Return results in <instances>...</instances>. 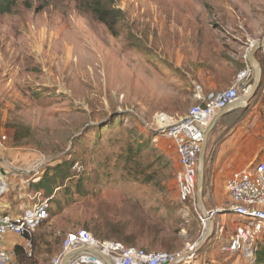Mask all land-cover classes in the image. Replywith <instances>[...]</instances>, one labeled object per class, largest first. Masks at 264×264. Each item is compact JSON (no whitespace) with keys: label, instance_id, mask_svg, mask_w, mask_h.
<instances>
[{"label":"rangeland","instance_id":"obj_1","mask_svg":"<svg viewBox=\"0 0 264 264\" xmlns=\"http://www.w3.org/2000/svg\"><path fill=\"white\" fill-rule=\"evenodd\" d=\"M29 3L0 15L1 199L10 191L26 207L50 204L33 256L20 252L23 264H50L68 233L97 237L91 223L99 214L132 222L131 231L139 215L150 229L159 226L152 247H136L190 251L207 229L199 208L178 197L175 146L144 123L158 113L179 119L200 104L206 95L195 77L207 56L220 58L225 47L233 59L237 49L244 57L264 39V0H109L110 24L87 12L84 0ZM68 154L77 158L71 178L52 193L38 190ZM208 159L206 151L203 201L214 209ZM230 206L214 220L220 239L211 236L190 264H246L222 251L240 224ZM15 258L9 264H19Z\"/></svg>","mask_w":264,"mask_h":264},{"label":"built area","instance_id":"obj_2","mask_svg":"<svg viewBox=\"0 0 264 264\" xmlns=\"http://www.w3.org/2000/svg\"><path fill=\"white\" fill-rule=\"evenodd\" d=\"M246 71L239 74L235 84L225 91L211 92L199 97L200 104L193 107L189 113L179 119H173L166 113H158L153 123L144 126L156 137L170 140L175 146L179 168L175 179L182 203L192 204L200 210V219L206 228L211 219L213 222L220 213L218 209H208V217L198 206L196 190L200 169V153L204 134L221 110L240 100L249 93L244 79ZM156 139V142H158ZM5 177L0 170V198L7 190ZM226 189L231 199L227 210L240 220L235 233L222 246L224 253L237 255L246 264H256V250L264 235V163L259 162L237 170L226 181ZM49 200H40L22 209V215L14 218L0 214V243L8 234L17 235L26 240L24 252L32 257V237L37 229L49 219ZM223 229L220 224L213 228L214 241L220 239ZM82 248L99 251L110 258L114 264H190L195 257L185 259L189 252L179 253L165 251H147L139 247L126 246L116 241H100L86 230L68 233L63 240L61 252L53 257L50 264H62L64 259ZM191 249V248H190ZM13 260L10 253L0 251V264H9ZM12 263V261H11ZM68 264H104L90 253H79Z\"/></svg>","mask_w":264,"mask_h":264},{"label":"crops","instance_id":"obj_3","mask_svg":"<svg viewBox=\"0 0 264 264\" xmlns=\"http://www.w3.org/2000/svg\"><path fill=\"white\" fill-rule=\"evenodd\" d=\"M221 50L220 58L207 56L198 65L200 67L196 71L195 81L200 87L198 92L204 95L227 89L235 84L239 74L245 70L251 71L245 85L254 78V71L247 56L243 57V52L237 49L236 53L233 52V59V55L226 53L225 47ZM256 59L264 73V51L258 53ZM207 157L208 178L213 187L210 196L218 201L219 206H214V209L221 210L231 203L226 189V181L231 174L252 164L264 163V76L259 93L247 108L229 111L217 121L208 139ZM178 167L177 160L175 168ZM9 193L5 199L0 198V214L17 218L22 215L25 204L13 202ZM25 242L17 235L8 234L0 243V251L15 254L16 248L25 246Z\"/></svg>","mask_w":264,"mask_h":264},{"label":"trees","instance_id":"obj_4","mask_svg":"<svg viewBox=\"0 0 264 264\" xmlns=\"http://www.w3.org/2000/svg\"><path fill=\"white\" fill-rule=\"evenodd\" d=\"M25 4L26 6H30L29 0H0V15L12 14L15 9L20 4ZM109 3V0H84L85 10L93 14L99 21L105 24H110V21L115 19V13L111 8H106V5ZM14 140L16 137L14 135ZM82 143L83 139L78 138L75 142ZM139 151L142 150L143 146H139ZM72 154H68L69 158H64L62 163L57 167L52 168V172H54L53 179L50 178L49 174H44V177L38 181L37 189H44L46 191L49 190L51 186L50 193L54 190L60 188L65 181L71 178V169L77 161L76 157H72ZM153 178V177H152ZM61 184V185H60ZM139 205H142L139 200H136ZM105 206V205H104ZM100 219L92 220V229L95 232V235L98 238L106 239L107 241H116L123 243L126 246H134L136 247V243L146 241V245L148 247H152L155 244V239L157 240L158 236H160V230L157 226H151L150 229L148 225L147 219L143 218L142 215L133 218L134 220V229L131 231L128 227L133 224L132 222H126L125 219L121 221H115L111 219L109 216L104 214H99ZM42 238V235H34L32 237V243L36 241V238ZM95 237V236H94ZM97 237H95L97 239ZM99 240V239H98ZM104 241V240H100ZM147 247V248H148ZM23 247H17L15 254L12 256H17L19 260V264H23L20 252L24 251ZM143 249V248H142ZM150 249V248H148ZM146 250V249H144ZM152 251V250H147ZM61 252V250H60ZM59 252V253H60ZM169 253H179L180 251H165ZM58 253V254H59ZM24 256L29 259L25 252H23ZM57 255V254H56ZM19 257V258H18ZM16 259V258H15ZM13 262V260H12ZM256 264H264V235L260 243H258L256 250Z\"/></svg>","mask_w":264,"mask_h":264},{"label":"water","instance_id":"obj_5","mask_svg":"<svg viewBox=\"0 0 264 264\" xmlns=\"http://www.w3.org/2000/svg\"><path fill=\"white\" fill-rule=\"evenodd\" d=\"M264 51V39L254 43L247 53V60L252 67L254 71V78L252 82L247 83L246 87L249 88V93L245 97V99L240 100L232 105H229L225 109L221 110L217 115L214 117L213 121L210 123L209 127L207 128L204 139L202 143V150L200 153V169L198 174V183H197V190H196V200L198 203V206L202 210L203 214L208 217V209L205 207L204 201H203V190H204V182H205V171H206V151L208 147V139L210 134L212 133L213 129L215 128L217 121L224 116L229 111H232L234 109H245L247 108L250 103L253 101V99L257 96L259 93L262 80H263V69L260 63L256 59V55L260 52ZM210 225L207 231L205 232L202 240L196 244L192 249L185 255V259L189 257H195L198 250L210 239V237L213 234V228H214V222L209 219ZM208 222V223H209ZM79 253H90L94 255L96 258H99L104 264H114L113 261L108 258L107 256L101 254L99 251L95 249L90 248H82L72 254H69L63 261L62 264H68V262L73 259L76 255ZM184 263V262H182Z\"/></svg>","mask_w":264,"mask_h":264},{"label":"bare ground","instance_id":"obj_6","mask_svg":"<svg viewBox=\"0 0 264 264\" xmlns=\"http://www.w3.org/2000/svg\"><path fill=\"white\" fill-rule=\"evenodd\" d=\"M39 165H37V167H38ZM35 170V169H34ZM209 222V221H208ZM209 225H210V222L209 223H207V227H206V229H208L209 228Z\"/></svg>","mask_w":264,"mask_h":264}]
</instances>
